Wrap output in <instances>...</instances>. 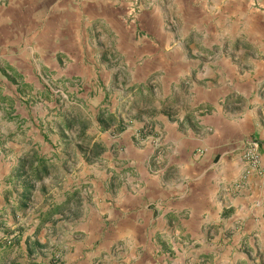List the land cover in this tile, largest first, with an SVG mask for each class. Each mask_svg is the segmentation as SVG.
<instances>
[{
    "label": "rangeland",
    "instance_id": "rangeland-1",
    "mask_svg": "<svg viewBox=\"0 0 264 264\" xmlns=\"http://www.w3.org/2000/svg\"><path fill=\"white\" fill-rule=\"evenodd\" d=\"M35 1L0 0V264H135L122 242L101 250L99 229L113 238L119 220L94 209L125 195L145 169L159 174L168 138L183 142V158L239 156L243 181L264 179L246 157L257 144L264 168V0H103V22L78 27L74 17L65 29L73 40L55 56L23 37L41 22ZM246 118V139L210 146L215 129ZM40 161L39 182L27 173ZM260 218L231 248L235 257L222 246L220 259L185 256L178 241L136 258L264 264Z\"/></svg>",
    "mask_w": 264,
    "mask_h": 264
},
{
    "label": "crops",
    "instance_id": "crops-1",
    "mask_svg": "<svg viewBox=\"0 0 264 264\" xmlns=\"http://www.w3.org/2000/svg\"><path fill=\"white\" fill-rule=\"evenodd\" d=\"M26 1L20 0L21 3ZM35 2L37 20L41 22L33 27L31 35L23 37L27 43L35 44L34 50L41 55L48 50L55 56L59 44L72 42L73 38L65 35V29L70 26L67 22L74 17L78 19V27L84 23L86 28L104 20L95 8V5L103 4V0ZM51 20L60 24L54 26L53 21L50 26L48 21ZM229 124V127L215 129L208 139L210 146L221 147L224 141L234 144L247 138V129L251 125L248 118L245 122L240 120ZM165 143L172 145V149L163 154L159 174L150 168L145 169L140 174L141 180L131 185V190H126L125 195L109 203L104 201L94 209L101 219L107 216L111 220H119L112 231L113 238L107 237L109 229H99L101 239L105 240V247L101 250H111L116 242H122L120 253L125 248L135 253V264H148L147 253L136 258L140 249L145 251L148 248L153 253L170 251L179 246V242L190 250L184 252L185 256L192 257L195 253L202 259L212 256L220 259L217 252L222 246L228 256L235 257L237 253L233 254L231 248L238 244L242 234L259 229L264 200L262 194L255 191L260 185L262 189L264 179L250 174L243 181L246 167L239 156L230 158L221 154L217 163L212 162L209 153L202 160L198 157L188 159L182 157L185 147L182 141L168 138ZM232 232L234 242L229 244L226 238ZM183 239H187L188 244ZM108 255L113 259V255ZM128 261H131L129 257Z\"/></svg>",
    "mask_w": 264,
    "mask_h": 264
},
{
    "label": "built area",
    "instance_id": "built-area-1",
    "mask_svg": "<svg viewBox=\"0 0 264 264\" xmlns=\"http://www.w3.org/2000/svg\"><path fill=\"white\" fill-rule=\"evenodd\" d=\"M257 149H258V145L255 143H252L250 145V150H248L246 153V157L248 158L251 168L253 170H259L260 173L264 176V168L260 166V159L257 153Z\"/></svg>",
    "mask_w": 264,
    "mask_h": 264
},
{
    "label": "trees",
    "instance_id": "trees-1",
    "mask_svg": "<svg viewBox=\"0 0 264 264\" xmlns=\"http://www.w3.org/2000/svg\"><path fill=\"white\" fill-rule=\"evenodd\" d=\"M47 175V169H46V167H45V165L43 164V162L42 161H40L38 164H37V166H36V168L34 169V167H33V169L32 170H30L28 173H27V177H31L33 180H37V181H41L42 180V178L44 177V176H46ZM32 188L31 189H27V192H32ZM25 200V199H24Z\"/></svg>",
    "mask_w": 264,
    "mask_h": 264
}]
</instances>
